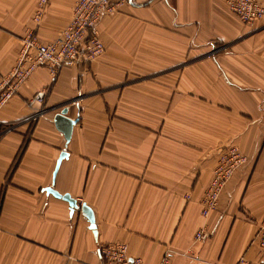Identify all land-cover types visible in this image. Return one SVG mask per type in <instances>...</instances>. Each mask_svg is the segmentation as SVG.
<instances>
[{
	"label": "crops",
	"instance_id": "1",
	"mask_svg": "<svg viewBox=\"0 0 264 264\" xmlns=\"http://www.w3.org/2000/svg\"><path fill=\"white\" fill-rule=\"evenodd\" d=\"M38 1L0 0V81L26 34L53 41L76 0H49L39 23ZM98 31L102 56L40 67L0 107V264H106L112 242L144 264H264V18L245 24L228 0H124ZM66 107L69 142L54 123ZM229 145L248 161L205 217ZM52 184L93 209L97 235Z\"/></svg>",
	"mask_w": 264,
	"mask_h": 264
},
{
	"label": "built area",
	"instance_id": "2",
	"mask_svg": "<svg viewBox=\"0 0 264 264\" xmlns=\"http://www.w3.org/2000/svg\"><path fill=\"white\" fill-rule=\"evenodd\" d=\"M123 2L124 0H76L70 22L51 42L41 41L37 33L30 30L23 40L15 66L0 81V107L18 92L22 83L38 68L47 67L56 77L65 67L102 56L105 44L98 31V25L105 16L118 12ZM48 3L49 0L38 1L34 17L38 23ZM228 6L245 24H253L264 18V4L260 0H228ZM46 94V90L38 92L31 103L43 101ZM247 161V157L237 146L229 145L222 149L212 180L201 201L203 216H209L218 208L226 184ZM187 198H190V195ZM206 235L205 228H200L195 234V241H203ZM256 235L258 247L264 253V221ZM101 254L106 264H144L141 257L129 256L128 246L124 242L105 245ZM162 264H167V260Z\"/></svg>",
	"mask_w": 264,
	"mask_h": 264
},
{
	"label": "water",
	"instance_id": "3",
	"mask_svg": "<svg viewBox=\"0 0 264 264\" xmlns=\"http://www.w3.org/2000/svg\"><path fill=\"white\" fill-rule=\"evenodd\" d=\"M68 112H69V109L67 107L63 108L54 117L55 126L57 127L58 130H60L64 134L67 142L70 141V139L72 137V133H73V128L78 121V119H73V118L69 117L67 115ZM68 156H69V153L66 150H64L60 154V156L57 160L56 168H55L54 173H53V184H54L55 177L57 175V171L60 167L62 160ZM53 184H52V186L45 188L47 193H51L54 196H56L57 198H62L64 200L68 201L70 206H72L73 208L80 209L82 214L90 222V228L93 229L95 234L97 235V230H96L97 226H96V222H95V213H94L93 209L89 205H87L86 203L79 204L77 202V200L75 198H73L69 193L61 194L59 191H57L53 187Z\"/></svg>",
	"mask_w": 264,
	"mask_h": 264
},
{
	"label": "trees",
	"instance_id": "4",
	"mask_svg": "<svg viewBox=\"0 0 264 264\" xmlns=\"http://www.w3.org/2000/svg\"><path fill=\"white\" fill-rule=\"evenodd\" d=\"M9 127H10V126H9ZM7 128H8L7 125L0 124V133H1V131L6 130Z\"/></svg>",
	"mask_w": 264,
	"mask_h": 264
}]
</instances>
